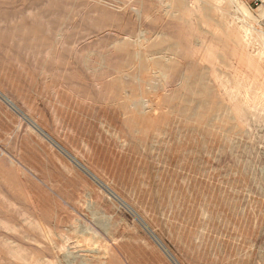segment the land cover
<instances>
[{
    "label": "rangeland",
    "instance_id": "374dc122",
    "mask_svg": "<svg viewBox=\"0 0 264 264\" xmlns=\"http://www.w3.org/2000/svg\"><path fill=\"white\" fill-rule=\"evenodd\" d=\"M236 1L0 0V264H264V18Z\"/></svg>",
    "mask_w": 264,
    "mask_h": 264
},
{
    "label": "bare ground",
    "instance_id": "6f19581e",
    "mask_svg": "<svg viewBox=\"0 0 264 264\" xmlns=\"http://www.w3.org/2000/svg\"><path fill=\"white\" fill-rule=\"evenodd\" d=\"M242 1V0H241ZM227 2H228V4H229V8H230V10L231 11H233V13H234V18L236 19V20H238V19H240L242 22L243 21H248V20H250L251 19V15L248 13V9H247V5L246 6H244V5H242L239 1H236V0H227ZM245 4V3H244ZM207 7V6H206ZM207 9V8H206ZM250 11V10H249ZM263 18H264V15H263ZM1 96V95H0ZM5 100H7L6 98H5ZM9 101V100H8ZM12 103V102H11ZM10 104V103H9ZM28 119V118H27ZM32 121V120H31ZM29 122V121H28ZM32 123H33V121H32ZM33 125H35L34 123H33ZM36 126V125H35ZM34 127V126H33ZM37 127V126H36ZM40 131V130H39ZM47 136V135H46ZM114 196V195H113ZM117 198V197H116ZM122 202V201H121ZM125 206V205H124ZM127 206V205H126ZM129 209V208H128ZM133 212V211H132ZM135 215V214H134ZM136 216V215H135ZM140 217V216H139ZM138 217V218H139ZM141 220V219H140ZM143 220V219H142ZM144 221V220H143ZM142 221V222H143ZM142 224V223H141ZM146 224V223H145ZM145 226V225H144ZM147 227V226H146ZM151 231V230H150ZM153 236V235H152ZM155 240H156V238H155ZM157 242H159V241H157ZM160 244H161V242H160ZM166 247V246H165ZM164 249V248H163ZM165 250V249H164ZM166 251V250H165ZM169 255V254H168ZM170 256V255H169ZM172 260H174V259H172ZM174 261H176V260H174Z\"/></svg>",
    "mask_w": 264,
    "mask_h": 264
},
{
    "label": "crops",
    "instance_id": "0c3cea01",
    "mask_svg": "<svg viewBox=\"0 0 264 264\" xmlns=\"http://www.w3.org/2000/svg\"><path fill=\"white\" fill-rule=\"evenodd\" d=\"M247 4L251 5L252 3L258 4L259 16L263 18L264 15V0H244ZM257 6V7H258Z\"/></svg>",
    "mask_w": 264,
    "mask_h": 264
}]
</instances>
